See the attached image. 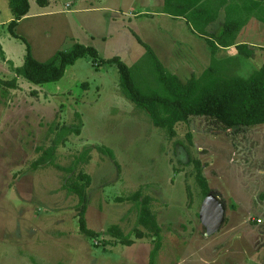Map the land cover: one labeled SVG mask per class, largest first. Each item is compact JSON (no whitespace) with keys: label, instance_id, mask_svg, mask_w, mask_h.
<instances>
[{"label":"rangeland","instance_id":"374dc122","mask_svg":"<svg viewBox=\"0 0 264 264\" xmlns=\"http://www.w3.org/2000/svg\"><path fill=\"white\" fill-rule=\"evenodd\" d=\"M29 5L15 31L40 61L73 42L89 44L102 58L120 56L141 85L150 72L135 65L145 49L134 31L181 80L210 63L203 36L183 17H174L180 21L178 32L167 26L164 0H29ZM219 13L225 14V6ZM13 18L9 1L0 0L4 81L14 77L10 64L20 66L25 53V43L8 31ZM241 33L236 41L264 42L262 30ZM165 36H173L175 58H163ZM255 50L251 58L238 56L234 73L247 76L264 63V51ZM227 55L236 50L217 52ZM188 63L187 72L171 67ZM16 81L15 87L0 83V264H149L152 237H135L136 229L147 230L128 199L137 190L150 197L149 208L161 228V248L152 264H264V123L223 130L193 115L176 123L170 137L125 97L116 65L96 67L88 55L58 80L35 84L16 76ZM52 123H81L79 134L71 133L57 146L54 163L73 165L75 155L91 148L88 161L76 163L73 174L83 171L91 178L85 221L98 232L93 237L78 229V197L62 186L67 171L32 167L41 154L38 147L51 144L54 133L47 129ZM97 146L111 149L115 160ZM197 161L208 192L224 208L220 228L210 235L197 216L203 199L195 178ZM114 224L132 243L107 233Z\"/></svg>","mask_w":264,"mask_h":264},{"label":"trees","instance_id":"16d2710c","mask_svg":"<svg viewBox=\"0 0 264 264\" xmlns=\"http://www.w3.org/2000/svg\"><path fill=\"white\" fill-rule=\"evenodd\" d=\"M8 1L14 15V18L8 22V31L11 36L25 43V53L20 66L14 67L10 64L15 75L9 81L0 79L2 84L15 87L16 76H21L35 84L58 80L69 65H72L78 58L88 55L96 67L103 63L115 64L119 73V84L125 97L146 112L152 125L164 130L170 137L175 134L176 123L186 122L193 115L205 117L223 130L264 123V63L247 76L233 72L234 67L238 65V56L248 59L256 53L255 48L247 43H236V37L251 17L264 23V0H218L220 4L217 6L214 4L217 0L215 2L214 0H164V12L172 16L183 17L189 25L193 26V30L203 36L211 53L210 63L198 75L191 73L189 78L183 81L177 74L168 70L150 45L133 33L145 49L135 65L137 67L146 66L150 72L147 80L140 82L141 85L136 82L132 67L127 65L120 56L102 58L97 49L89 44L73 42L68 50H58L44 61L37 60L32 55L29 42L15 31L18 21L29 13V0ZM36 1L39 4L48 3V0ZM222 6H225L222 31L219 34L206 31L208 24L218 17ZM228 46H234L236 55L218 57V50ZM1 55H3L2 52ZM76 117L79 119L78 113ZM80 125L81 123H78L72 127L52 123L47 129L48 132L54 133L51 144L47 147H38L41 154L32 162V167L53 165L67 171L69 175L62 186L78 197L76 206L78 229L85 236L93 237L98 232L88 228L85 221L88 201L86 189L91 178L83 171L73 174L76 163L88 161L91 148L84 147L78 155H75L73 165L63 167L54 163L57 146L64 143L71 133L79 134ZM97 150L115 160L112 150L108 147L97 146ZM200 167L197 161L195 178L204 197L209 188ZM188 196L189 198L191 196L189 190ZM128 199L136 204L138 223L147 230L142 232L141 229H136L135 237H152L153 245L149 253V264H152L160 251L162 237L161 228L149 208L150 197L142 195L140 190H137L130 194ZM107 231L123 244L132 243L129 235L124 234L118 225H111Z\"/></svg>","mask_w":264,"mask_h":264},{"label":"crops","instance_id":"0c3cea01","mask_svg":"<svg viewBox=\"0 0 264 264\" xmlns=\"http://www.w3.org/2000/svg\"><path fill=\"white\" fill-rule=\"evenodd\" d=\"M162 15L163 16H170V19H168L166 21L167 24H168L167 26H169L170 28L176 29V31L178 32L179 27H175V24L179 25L180 21L176 20V18H174L175 16H172L171 14H169L167 12H164V10L162 11ZM224 16H225V14L221 15L219 13L218 14V17L216 18V20L213 21V22H211L210 24H208L206 31H209L210 33H213V34H219L222 31L221 28L223 26ZM179 17L180 16H177V18H179ZM255 30H257V31H260V30L264 31V23H262L261 21L257 20L256 18L251 17L248 20V22L241 28V30L238 33V35H240V34L242 35L241 32H243V36H244V35L247 34L246 32H252V31H255ZM133 33H134V31L131 32V34H133ZM238 35H237V37H238ZM172 38H173V36H165L163 38V40H162V49H163L162 51H163V55H164L163 58H165V59L167 57H170L171 55H172V58H175L176 57V55L173 53L174 48L176 47L175 46L176 44H174V41L172 40ZM242 42H244V43L247 42L249 46L253 45L251 47L258 48V51L257 52H261L262 50L264 51V42L263 43H257V42H255L253 44H252V42H250V44H249L248 40L236 41V43H242ZM197 46H198V48H200L199 47V44H197ZM222 49L223 50H231L232 51V49H235V48H234V46H228V47H225V48H222ZM180 51H181V49L178 50V53ZM191 65L192 64L188 63V64H178V65H174V66L171 65V67L186 68V72H187V69H191ZM188 73H192V72L188 71Z\"/></svg>","mask_w":264,"mask_h":264},{"label":"water","instance_id":"95a60500","mask_svg":"<svg viewBox=\"0 0 264 264\" xmlns=\"http://www.w3.org/2000/svg\"><path fill=\"white\" fill-rule=\"evenodd\" d=\"M224 208L218 196L208 192L202 199L197 216L205 229V235L216 232L224 217Z\"/></svg>","mask_w":264,"mask_h":264}]
</instances>
